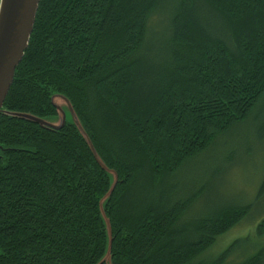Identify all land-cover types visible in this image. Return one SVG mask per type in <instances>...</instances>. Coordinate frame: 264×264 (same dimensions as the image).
I'll use <instances>...</instances> for the list:
<instances>
[{"label":"trees","instance_id":"1","mask_svg":"<svg viewBox=\"0 0 264 264\" xmlns=\"http://www.w3.org/2000/svg\"><path fill=\"white\" fill-rule=\"evenodd\" d=\"M54 95L86 135L14 115H55ZM263 99L264 0H40L0 112V264H231L241 240L201 256L252 206L188 219L203 188L165 184Z\"/></svg>","mask_w":264,"mask_h":264},{"label":"rangeland","instance_id":"2","mask_svg":"<svg viewBox=\"0 0 264 264\" xmlns=\"http://www.w3.org/2000/svg\"><path fill=\"white\" fill-rule=\"evenodd\" d=\"M159 18L151 19L150 27L159 30ZM59 112L41 118L46 124L60 127L65 122H77L66 99L55 95ZM264 99L242 123L228 130L205 151L186 163L179 172L168 179L165 188L183 195L203 188V194L193 204L187 218L211 213L225 206L250 204L249 214L236 226L220 235L201 258L213 259L227 250L236 240H241L228 259L235 264L264 246V235L258 225L264 219ZM260 196V197H259Z\"/></svg>","mask_w":264,"mask_h":264},{"label":"water","instance_id":"3","mask_svg":"<svg viewBox=\"0 0 264 264\" xmlns=\"http://www.w3.org/2000/svg\"><path fill=\"white\" fill-rule=\"evenodd\" d=\"M39 1L40 0H0V112L3 111L4 102L9 93L10 87L13 84L16 69L21 63L25 51L29 46L31 34L34 29ZM55 97L56 96L54 95L52 100L59 112V107L54 101ZM63 98L66 99L65 97ZM67 102L69 103L73 111L69 100H67ZM14 115L33 119L43 125L53 127L51 125L46 124L41 118H36L25 114ZM74 123H76L81 129L82 133L86 135L78 118L77 122ZM94 154L100 164L104 168H107L95 151ZM108 172L111 176L112 185L110 191L101 200V213L107 225L109 244L107 254L102 261L110 262V247L112 233L110 222L105 216L104 203L110 197L117 183L118 177L115 171L108 170Z\"/></svg>","mask_w":264,"mask_h":264}]
</instances>
